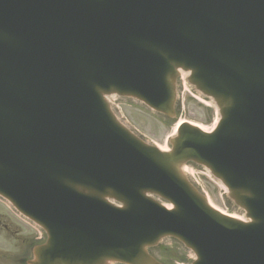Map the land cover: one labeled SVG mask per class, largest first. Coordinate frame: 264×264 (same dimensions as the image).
Segmentation results:
<instances>
[{"label": "water", "instance_id": "95a60500", "mask_svg": "<svg viewBox=\"0 0 264 264\" xmlns=\"http://www.w3.org/2000/svg\"><path fill=\"white\" fill-rule=\"evenodd\" d=\"M29 1L0 0V190L53 231L62 252L69 250L72 259L82 257L88 264L97 258L134 259L138 247L132 246L140 242L136 235L151 243L170 232L169 225L186 222L198 231L232 232L197 245L196 264H264V231L255 234L257 226L211 219L188 203L193 197L189 190L161 166L183 161L182 146L170 158L153 157L146 169L150 156L140 154V145L113 125L101 96L129 94L165 110L171 100L169 76L183 66L213 94L224 95L228 83L245 105L248 115L241 113L251 134L264 117V66L256 56L262 41L252 37L247 24L264 0H56L53 7L34 11ZM223 49H235L248 63L244 73L236 72L243 62L233 68L217 53ZM248 81L259 86L258 98L244 89ZM28 104L31 112H49L55 148L74 138L78 156L92 149L102 165L93 164L81 177L65 153L57 157L50 151L49 178L39 176L40 164L30 159L40 146L34 137L43 121L28 116ZM205 149L201 139L198 158ZM73 184L114 191L126 198L127 213L98 209L100 202L77 193ZM245 185L260 205L254 185ZM143 190L175 200L179 210L166 213L143 197ZM247 201L241 203L264 230V206L258 209ZM136 205L147 213L128 214ZM52 252L49 247V260Z\"/></svg>", "mask_w": 264, "mask_h": 264}, {"label": "rangeland", "instance_id": "374dc122", "mask_svg": "<svg viewBox=\"0 0 264 264\" xmlns=\"http://www.w3.org/2000/svg\"><path fill=\"white\" fill-rule=\"evenodd\" d=\"M185 93L181 94V103L179 106L178 118L174 124L168 123L166 120L158 117L157 115L149 112L145 108L137 105L133 101L119 100L118 106H121L122 116L129 125L137 132L138 135L145 138L149 143L155 144L162 148H166L167 140L172 136L175 128V123L189 121L203 129H211L216 121V114L214 108L210 103L202 100L201 98L193 95L191 90L186 88ZM148 121V122H146ZM200 173L199 171H194ZM202 181L206 186L204 190L211 196L213 203L219 209L227 211L225 201L220 197V189L215 188L212 181H209L205 176L200 175ZM5 208V207H4ZM6 209V208H5ZM6 215V213H4ZM9 217L15 219L18 224H23L20 220L16 219L13 215ZM21 231H17L16 238H20ZM13 243V242H12Z\"/></svg>", "mask_w": 264, "mask_h": 264}, {"label": "flooded vegetation", "instance_id": "af4514ba", "mask_svg": "<svg viewBox=\"0 0 264 264\" xmlns=\"http://www.w3.org/2000/svg\"><path fill=\"white\" fill-rule=\"evenodd\" d=\"M2 224V222H1ZM4 229H6L5 225H0V234L4 232ZM4 246V238L0 237V264H21L18 261V255H3V252L5 250Z\"/></svg>", "mask_w": 264, "mask_h": 264}, {"label": "bare ground", "instance_id": "6f19581e", "mask_svg": "<svg viewBox=\"0 0 264 264\" xmlns=\"http://www.w3.org/2000/svg\"><path fill=\"white\" fill-rule=\"evenodd\" d=\"M0 203L4 205V203L1 202L0 200ZM13 215L14 213L11 211V208L10 207H7L6 205H4ZM3 222L6 221L5 218L2 219ZM19 229L21 230H28V231H31L28 227H25V226H17ZM47 231H49V228H47ZM11 233V232H10ZM9 233V234H10ZM54 240H57V237H54ZM118 250L120 252H125L126 250L123 249V248H118ZM54 255H57V252L54 253ZM67 263V260H63L61 258H57L56 260L54 261H40V264H66Z\"/></svg>", "mask_w": 264, "mask_h": 264}]
</instances>
